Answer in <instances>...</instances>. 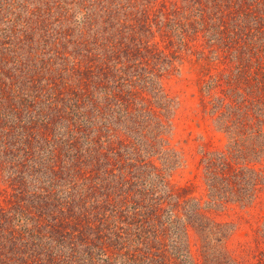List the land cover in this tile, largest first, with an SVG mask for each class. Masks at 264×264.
<instances>
[{"label":"trees","instance_id":"1","mask_svg":"<svg viewBox=\"0 0 264 264\" xmlns=\"http://www.w3.org/2000/svg\"><path fill=\"white\" fill-rule=\"evenodd\" d=\"M187 1L188 16L179 0H71L58 28L0 40V174L13 190L0 199V264H240L232 226L167 175L182 156L167 136L176 101L163 77L179 47L191 49L194 23L235 60L201 79L203 112L231 140L202 158L208 202H263L264 169L243 155L264 148V0ZM155 23L178 49L136 42L137 27L155 37ZM256 231L264 241V224ZM260 254L250 264H264Z\"/></svg>","mask_w":264,"mask_h":264},{"label":"rangeland","instance_id":"2","mask_svg":"<svg viewBox=\"0 0 264 264\" xmlns=\"http://www.w3.org/2000/svg\"><path fill=\"white\" fill-rule=\"evenodd\" d=\"M69 2L71 0H0V40L4 39V35H9V37L12 35V39L17 42L22 38L27 39L28 36L32 39L38 38L36 32H32L31 27L44 31L47 23H52V27L58 28L57 16L65 14V9H69ZM143 2L146 3V1ZM58 3L64 9L57 7ZM188 3L187 0H179L182 8L177 14L185 12V15L188 16L189 11L184 9V7H188ZM168 7L169 16L174 17L175 13L172 12L174 9L170 2ZM138 9H133V12ZM155 9L157 10L158 6ZM79 10V7L76 10L72 8L69 11L70 14L66 15V17H70L68 20L70 27L74 26L73 21L79 22L81 18ZM198 14L197 16L190 14L189 18L193 21L199 20ZM139 24L141 25V23ZM140 25L137 27L138 33L134 35L137 37L136 42H139L140 37L144 40L150 39L151 43L159 42L157 46L166 52L178 49L180 46V44L170 45L165 30L158 29L156 23L152 28L155 37L149 31L139 34ZM197 27L200 30L201 26L194 23L192 29L189 30L193 39L191 49L187 50L184 46H180L178 49L177 70L171 75L163 77L165 90L176 101V110L171 114V128L167 136L171 148L182 156L180 164L171 168L167 167V175L174 186H189L192 195L202 199L212 217L232 226L233 232L228 240V248L240 264H250L262 256L261 250L264 251V241L258 239L259 233L256 231L264 224V201L247 207L235 202L209 203L205 163L202 162L205 152L228 150L231 140L221 125L214 121L212 116L203 112L201 79L208 72L217 74L236 63L231 58L226 60L223 57L224 50L219 48V46H223L210 41L208 35L204 36V30L196 32ZM52 45L51 41L50 46ZM137 46H139L138 43ZM35 47L36 44L33 43V49L25 53L27 51L20 46L17 49V54L20 57L23 53L27 54V57L32 56L36 52ZM37 70L38 68L35 66V71L37 72ZM243 156L251 163H255L257 167L264 169V148L257 154L246 151ZM12 192L13 190L9 187L6 179L0 174V199L4 200L8 196L10 197ZM191 246L194 256L200 259L198 239L193 232H191Z\"/></svg>","mask_w":264,"mask_h":264}]
</instances>
